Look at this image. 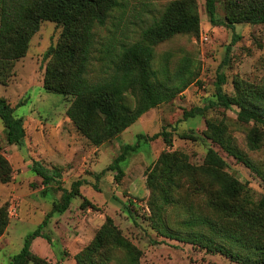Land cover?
<instances>
[{"label":"rangeland","instance_id":"rangeland-1","mask_svg":"<svg viewBox=\"0 0 264 264\" xmlns=\"http://www.w3.org/2000/svg\"><path fill=\"white\" fill-rule=\"evenodd\" d=\"M172 1L120 0L121 5L113 10L107 24L97 29V47L111 44L120 49L138 41L142 31ZM196 2L201 18L200 34H179L157 44L154 63L159 77L164 79L161 70L166 56H171L172 71L184 58H190L194 81L174 100L149 110L116 138L100 146L92 144L68 116L72 97L44 87L49 64L45 56L58 44L63 27L52 21L41 23L26 55L14 63L7 81H0V97L16 108L17 117H23L26 131L25 145H11L0 119V148L13 168L10 182L0 181V208H7L10 219L0 237V264H10L28 234L36 230L54 203L61 201L64 190H70L77 180L84 181L81 196L74 197L65 212L55 213L43 229L51 243L38 237L32 244L33 252L52 264H78L75 255L93 240L107 217L142 250L141 264H239L224 253L168 238L155 230L150 220L147 170L165 152L185 154L192 165L202 166L212 148L228 164L226 172L231 177L232 195L256 203L264 194L262 177L205 135L208 120L225 121L239 147L264 172V145L255 151L248 148L246 125L238 122L237 106L213 107L202 115L185 118L186 112L215 99L221 72L227 76L224 90L228 94L235 93L236 79L254 84L264 82V24H237L235 30L220 23L214 25L207 13L206 0ZM216 7L217 17L222 20L223 4L217 1ZM235 33L241 38L233 43ZM94 69L91 76L99 74L97 65ZM163 130L171 132L170 143L164 137L139 138L140 134L152 136ZM183 133H191L198 139L183 138ZM136 143L138 147L121 163L124 175L117 179V172L108 167L126 144ZM35 161L61 172L45 194L42 177L32 170ZM208 183L203 176L182 178L177 193L181 205L194 204L199 211L216 215L206 205L211 189L203 194L195 190ZM85 200L90 203L83 206Z\"/></svg>","mask_w":264,"mask_h":264},{"label":"trees","instance_id":"trees-1","mask_svg":"<svg viewBox=\"0 0 264 264\" xmlns=\"http://www.w3.org/2000/svg\"><path fill=\"white\" fill-rule=\"evenodd\" d=\"M217 1L223 4L225 16L222 20L217 17ZM119 5L120 0H0V81L6 82L14 63L26 55L43 21L62 26L58 44L45 56L49 64L44 87L47 91L72 97L68 116L97 146L116 138L149 110L174 100L195 79L189 67L190 58H184L172 71L169 67L171 56H166L161 70L164 79L159 77L154 63L157 44L179 34H200L201 18L196 0H173L159 18L142 31L140 39L130 45L119 49L102 44V48H98L97 29L107 24ZM206 8L211 23H220L232 30L237 24H264V0H206ZM240 38L241 35L235 33L233 43ZM95 51L99 52L98 56L94 55ZM96 65L99 74L91 76ZM226 83V74L219 73L215 99L209 100L204 107L186 112L185 118L202 115L213 107L237 106L238 122L246 125L247 146L252 151L259 150L264 145V82L254 84L236 79L233 94L224 90ZM15 109L0 97V119L6 140L22 147L26 138L24 119L15 115ZM205 135L264 180V172L239 147L225 121L208 120ZM159 137L171 142V132L167 130L152 136L139 135L149 140ZM181 137L198 139L191 133H183ZM137 147L138 143L126 144L108 167L117 172V179L124 175L121 163ZM227 165L212 148L207 151L202 166L192 165L185 154L163 153L147 170L152 227L168 238L224 253L239 264H264V194L256 203L232 195ZM32 170L42 177L44 194L49 185L61 177L60 171L46 168L37 161ZM12 173V165L0 148V181L10 182ZM198 176L209 183L195 190L203 194L211 189L206 205L216 215L199 211L194 204L181 205L177 194L180 180ZM83 183L77 180L70 190H64L61 201L54 203L44 221L28 234L24 246L10 264H52L33 252V241L43 237L51 243L43 229L55 213L65 212L73 198L81 196ZM86 203L90 202L85 200L82 205ZM9 223L7 208H0V237ZM142 254L114 220L107 217L93 240L75 255V260L78 264H113V261L115 264H141Z\"/></svg>","mask_w":264,"mask_h":264}]
</instances>
